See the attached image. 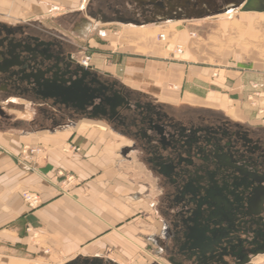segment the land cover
Listing matches in <instances>:
<instances>
[{
    "label": "crops",
    "instance_id": "obj_1",
    "mask_svg": "<svg viewBox=\"0 0 264 264\" xmlns=\"http://www.w3.org/2000/svg\"><path fill=\"white\" fill-rule=\"evenodd\" d=\"M10 2L11 15L20 10L22 22L16 25L60 37L73 52L90 48L93 72L128 92L174 108L222 110L227 112L224 116L248 126L262 125L259 119L264 122V12L242 13L238 8L132 25L113 17L115 0H4L3 4ZM213 23L216 35L211 30L201 33ZM166 25L178 26L169 30L174 36L161 44L157 30ZM214 38L221 44L214 46L210 42ZM229 39L246 43L248 49L228 47ZM176 46L183 48L181 55L174 54ZM0 107L8 112V119L0 121V251L27 253L33 264H67L79 257H104L122 264L104 252L111 248L133 254L129 242L140 239L143 230L126 223L136 215L127 208V200L134 196V204L141 202L138 195L155 186L138 155H126L131 142L104 119H67L48 131L36 128L48 125L37 105L1 95ZM25 144L47 148L46 154L34 159L35 171L28 173L19 170L16 156ZM65 144L80 148L79 154L71 158L69 150L61 151ZM56 170L77 177L72 197L58 196L49 180ZM22 191L39 196L38 209L28 208ZM154 207L157 212V201ZM154 237L158 250L153 253L160 256V233ZM5 254L7 264H23L17 262L22 258ZM259 256L250 264L256 259L260 264Z\"/></svg>",
    "mask_w": 264,
    "mask_h": 264
},
{
    "label": "flooded vegetation",
    "instance_id": "obj_2",
    "mask_svg": "<svg viewBox=\"0 0 264 264\" xmlns=\"http://www.w3.org/2000/svg\"><path fill=\"white\" fill-rule=\"evenodd\" d=\"M115 1L113 17L132 25L216 15L237 9L239 3ZM76 54L60 37L0 22V65L11 57L5 62L11 68L0 75V96L37 105L50 125L77 117L104 119L131 141L158 189L157 212L166 227L160 249L170 264H220V258L225 264H235L234 254L243 256L253 245L261 249L264 128L241 124L214 111L147 100L91 68H82ZM52 94L56 96L51 98ZM7 119L5 113L0 121ZM208 217L215 227L208 225ZM193 220L197 229L209 227L221 237L212 263L191 257L185 236ZM254 233L263 238L253 240ZM67 264L120 263L104 257H79Z\"/></svg>",
    "mask_w": 264,
    "mask_h": 264
},
{
    "label": "rangeland",
    "instance_id": "obj_3",
    "mask_svg": "<svg viewBox=\"0 0 264 264\" xmlns=\"http://www.w3.org/2000/svg\"><path fill=\"white\" fill-rule=\"evenodd\" d=\"M3 3H4V0H0V8H2L5 11V12L1 11L2 14H0V20L3 22H7V23H13L11 25H16V23L22 22L21 18H19L21 16L18 15L19 14L18 11H20L19 8H16L17 14H14V10H13L12 15H11L7 9H8V6H11V8H14L12 3L10 2L9 5H6L7 3H5V5H4ZM228 24H232L229 26L233 27L232 22L228 23ZM177 26L178 25H175L173 27L172 26L168 27L166 25L164 29L157 30V33L160 32V34H164L166 37L165 42L161 43L158 40L157 41L161 44L166 43L168 40H170L171 36H174L173 35L174 33L170 32L169 30L170 29L173 30V29L177 28ZM167 29H168V31H167ZM210 30L212 31V35H216L217 34L216 24L213 23V24L207 25L202 30L201 33L206 32L209 34ZM176 37H177V34H176ZM210 42L212 44H214V46L217 44L218 45L221 44V41L217 40L215 38L210 39ZM240 44H241L240 41L237 39H229L228 47L231 48V47H235L237 45L239 47L243 46L245 49H248L247 48L248 45L246 43L242 44V45H240ZM251 48L254 49L253 46H251ZM181 49L183 51L182 47H181ZM174 51H175V49H174ZM83 55L89 56L91 59V55H92L91 49L88 47H84V54ZM76 56L80 60L82 54L78 53V54H76ZM251 104H253L252 100H251ZM3 111H4V113H6L8 115V112H6L5 110H3ZM218 113H220L222 115L227 114V112H224L222 110L219 111ZM258 122H260L262 125L256 126V127H264V122L261 119H259ZM48 125H49V123H48ZM48 125L43 124L41 126H37L36 128L37 129H46L48 131L52 130L53 128L51 127V125H49V126ZM254 126L255 125H253V127ZM129 142H131V141H129ZM24 146H26L27 148L41 149L44 154H46L47 148H46V145L44 146L42 144H25V145H22L20 148H18V152L16 154L17 162L19 165L18 168L21 172L28 173V172H26L27 170H25L23 168L24 166H23V161L21 158V150L24 148ZM63 148L65 150H69V154H67V153H65V154L69 155L71 158H74L77 154H79V151H80V148L75 147V145L67 146V144H65L61 147V151ZM133 152L136 155H138V153L133 150L132 143H131L127 149L126 155H129L130 153L133 154ZM138 157H139V155H138ZM129 160H130V158H129ZM138 160L141 162L140 158H138ZM34 163L35 162L32 163V169L35 171V166H34L35 164ZM70 177L72 178V181L68 184V179ZM49 180L55 184V186L57 188L58 196H62L65 198L72 197L73 196V194H72L73 189L79 185V181L74 174L69 173V172H65L62 170H56L54 172V174L51 175V178ZM23 192H29V191H22L21 194ZM30 193H32V192H30ZM21 194H20V197H21ZM138 196H139V199L142 200L141 202H137L134 204V199H135L134 196L129 197L127 200V208L130 211L134 212L136 215H135V217H133V220H129L126 223H130L133 226H136L137 228H139L140 230H143V233H141V231H140V233L138 234L140 239L134 238V240H131L133 242H131V241L129 242V244H131V246H133V249H134L133 254H130V253L129 254H124V253L121 254L120 252L115 253V251L112 250L111 248H107L106 251L104 252V255L111 257V258H115L116 260H118L122 264H155V263H157V264H170L165 259L164 252L161 251L160 256L157 253H153V250H154V252L155 251L157 252V250H158L154 236L159 232L160 237L162 238L163 230L166 228L163 225V219L159 216L158 212L155 211V207H154L155 201L158 200L157 199L158 198V189L156 186H154V190L151 189L150 187H146L143 191V195H138ZM38 208H36V209H38ZM36 209H34V210H36ZM153 234H155V235L153 236ZM136 243L138 244V246L134 245ZM142 244L144 247L142 246ZM3 254H5V253L0 251V255H2V256H0V264H7L10 260L7 257H3ZM26 254L27 253H25V255L22 254L21 256H17V254H5V256L6 255H9L12 257L17 256V258H22V260H23V261L19 260L17 262H20V263L22 262L23 264H33L32 262H30L32 258L29 256H26ZM259 257L262 260V262L260 264H264V255H261ZM24 260H26V261H24Z\"/></svg>",
    "mask_w": 264,
    "mask_h": 264
},
{
    "label": "water",
    "instance_id": "obj_4",
    "mask_svg": "<svg viewBox=\"0 0 264 264\" xmlns=\"http://www.w3.org/2000/svg\"><path fill=\"white\" fill-rule=\"evenodd\" d=\"M240 9L242 13L246 12H258L263 13L264 12V0H239V3L237 5V9ZM10 61L11 57H9ZM5 60L1 63L0 68V75H3L4 73L8 72V69L11 68V65L5 64ZM55 94L50 95L51 98L55 97ZM115 107H113L114 109ZM5 116L4 111L0 107V118ZM207 221L209 222L208 225H211L213 227L216 226L214 222H211V217H208ZM192 227H190L187 230V235L185 236L186 240L190 243V254L191 257H194L197 260H203V261H209L212 263V260L215 258V252L217 245L220 241V236H218L214 229H210L207 227L205 230L197 229L196 223H194V220L191 222ZM263 237L256 233L253 234V240L259 239L261 240ZM222 240V239H221ZM260 242V241H259ZM261 243H264L263 240H261ZM264 255V244L262 245L261 249H256V245H253L252 249L249 250V252L243 256L236 253L234 254V257L236 259L235 264H250L251 259L259 256ZM222 257V256H221ZM219 260V259H218ZM217 260V261H218ZM223 260L220 258L219 263L225 264L222 262ZM177 264V263H173Z\"/></svg>",
    "mask_w": 264,
    "mask_h": 264
},
{
    "label": "built area",
    "instance_id": "obj_5",
    "mask_svg": "<svg viewBox=\"0 0 264 264\" xmlns=\"http://www.w3.org/2000/svg\"><path fill=\"white\" fill-rule=\"evenodd\" d=\"M87 2L90 0H86ZM192 37H194V34H191ZM157 40L159 42H165L166 37L164 34H160L157 36ZM82 54L80 60H79V64L82 68L84 69H89L91 68L90 62L91 59L89 56L83 55L84 51L80 52ZM182 53V49L180 46H177L175 48L174 54H181ZM259 88H262V85L258 86ZM41 151V149H36V148H27L24 147L21 150V158L23 161V168L27 171H33L32 169V156L34 154H38ZM72 181V178L70 177L68 179V184ZM21 198L23 200V202L28 206V208H30L31 210H34L36 208H38L40 206V200L37 194L35 193H30V192H23L21 194Z\"/></svg>",
    "mask_w": 264,
    "mask_h": 264
},
{
    "label": "bare ground",
    "instance_id": "obj_6",
    "mask_svg": "<svg viewBox=\"0 0 264 264\" xmlns=\"http://www.w3.org/2000/svg\"><path fill=\"white\" fill-rule=\"evenodd\" d=\"M228 11H229V10H228ZM146 40H147V39H146ZM181 54H182V53H181ZM181 54H175V55L178 56V55H181ZM24 147H26V146H24ZM40 154H43L42 150H41L38 154H34V155L32 156V162L34 161L35 158L39 157ZM39 200H40V199H39ZM258 261H259V259H256V260L253 261V262L256 264V263H258Z\"/></svg>",
    "mask_w": 264,
    "mask_h": 264
}]
</instances>
